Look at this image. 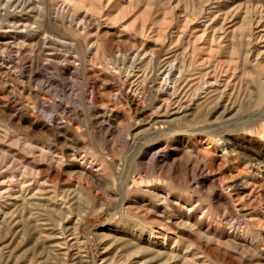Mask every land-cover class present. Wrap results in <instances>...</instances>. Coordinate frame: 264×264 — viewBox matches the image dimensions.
I'll return each mask as SVG.
<instances>
[{
    "label": "rangeland",
    "instance_id": "374dc122",
    "mask_svg": "<svg viewBox=\"0 0 264 264\" xmlns=\"http://www.w3.org/2000/svg\"><path fill=\"white\" fill-rule=\"evenodd\" d=\"M36 1L17 12L30 24L17 32L7 17L18 1L0 0V186L14 173L44 184V143L76 146L111 184L54 167L71 198L67 235L44 236L57 227L17 202L0 214V264H264V164L249 166L264 159V136L246 128L264 112V61L251 50L264 36L241 22L264 0H81L60 17L64 0ZM243 174L236 194L228 184ZM127 224L142 238L167 232L176 253L124 260L137 242Z\"/></svg>",
    "mask_w": 264,
    "mask_h": 264
},
{
    "label": "bare ground",
    "instance_id": "6f19581e",
    "mask_svg": "<svg viewBox=\"0 0 264 264\" xmlns=\"http://www.w3.org/2000/svg\"><path fill=\"white\" fill-rule=\"evenodd\" d=\"M18 1L17 4L13 8L14 13L13 14H9L8 15V19H9V23H12L14 31L19 32L20 30H22L21 28H19L20 26L23 27H27L28 25H30L28 22H24L20 20L21 17H19V11H22L23 9H27V5H29L30 0H15ZM38 1V0H37ZM36 1V2H37ZM47 1V0H46ZM53 2L55 0H52ZM51 1V3H52ZM81 0H64L63 6H54L53 5L51 7L55 8L54 12L59 16V13H64V11H67V9L69 8L70 4H76L78 2H80ZM5 2V1H4ZM49 2V1H48ZM83 2V1H81ZM90 2V1H89ZM88 2V3H89ZM41 3V1H40ZM92 3V2H91ZM79 4V3H78ZM84 4V3H83ZM90 4V3H89ZM122 4V3H121ZM3 5V4H2ZM5 5V4H4ZM10 5V4H9ZM31 5V4H30ZM37 5H39L37 3ZM48 4H40L38 7L41 9L44 7H47ZM56 5V4H55ZM86 5V4H85ZM91 5V4H90ZM94 5V4H93ZM74 6H78V5H74ZM102 7V6H101ZM119 7V6H118ZM6 6H2V9H0V14H4L3 16H5V14L7 15L8 9H6ZM39 8L37 10H39ZM91 8V7H90ZM99 8V7H98ZM10 9V8H9ZM33 9V8H32ZM108 9V8H107ZM120 9V8H119ZM261 10H258L257 8L251 9L250 8V12L247 14H244L241 17V22L242 25H244L245 27H247L248 30H250L251 34H256V39H257V33L258 36H264V28L263 29H259V30H255L258 27L264 26V10L262 8H259ZM36 10V11H37ZM43 11V9H41ZM47 10V9H46ZM72 10V9H71ZM200 10V9H199ZM24 11V10H23ZM49 11V10H48ZM47 11V12H48ZM107 11V10H106ZM115 11V10H114ZM26 12V11H25ZM30 12V11H29ZM44 12V11H43ZM36 13V12H35ZM49 13V12H48ZM215 13V12H214ZM41 14V13H40ZM65 14V13H64ZM108 14V12H107ZM25 15V14H24ZM32 15V14H31ZM29 13V16H31ZM37 15V13L35 14ZM46 15V14H45ZM66 15V14H65ZM197 15V14H196ZM26 16V15H25ZM43 16V15H41ZM28 17V16H27ZM46 17V16H44ZM60 17V16H59ZM62 17V16H61ZM94 17V16H93ZM96 17V16H95ZM29 18V17H28ZM31 18V17H30ZM64 18V17H63ZM6 19V21L8 20ZM27 19V18H25ZM32 19V18H31ZM36 21V19L34 20ZM30 22H32V20H30ZM43 22V21H42ZM82 22V21H81ZM186 22V21H185ZM8 23V22H7ZM55 23V22H54ZM43 24V23H42ZM7 25V24H6ZM34 25V24H33ZM254 25V26H253ZM35 26V25H34ZM41 26V25H40ZM9 27V26H8ZM53 27V26H52ZM240 27V26H239ZM39 28V27H37ZM28 29V28H27ZM7 31L12 29H6ZM32 30V28L30 29ZM38 30V29H36ZM32 31H35L34 28ZM39 31V30H38ZM159 31V30H158ZM157 31V32H158ZM215 31V30H214ZM213 31V32H214ZM26 33V31H24ZM24 32H22L24 34ZM262 32V33H260ZM8 33V32H7ZM12 33V32H11ZM29 33V32H28ZM27 33V34H28ZM163 33V32H162ZM21 34V32H20ZM26 34V35H27ZM41 34V33H38ZM36 34V35H38ZM216 34V33H215ZM213 33L211 39L210 37L208 38V42L211 45L212 40L214 39V35ZM250 34V36H252ZM16 35V34H15ZM13 35V36H15ZM22 35V34H21ZM32 32H31V34ZM53 35V34H52ZM29 36V35H28ZM30 36V37H32ZM39 36V35H38ZM37 36V37H38ZM16 37V36H15ZM195 37V36H194ZM208 37V36H207ZM25 38V37H24ZM29 38V37H28ZM15 39V38H14ZM18 39V38H17ZM41 39L44 40V42L46 41V39H48V35L42 33L41 34ZM26 40V39H25ZM29 40V39H27ZM31 40V39H30ZM54 40V39H53ZM17 41V40H16ZM19 41V39H18ZM42 41V40H41ZM60 41V40H59ZM256 41V40H255ZM254 41V42H255ZM34 42V40H33ZM226 42V41H225ZM43 43V41H42ZM231 43L230 46H232L231 48L234 49V42L232 40L229 41V44ZM25 44V43H23ZM226 44V43H225ZM208 45V46H210ZM228 45V44H227ZM213 46V44H212ZM228 47V46H227ZM2 48V47H1ZM252 50V55L255 56L256 60L260 61H264V47H260L258 46V44H254L253 49ZM213 51V50H212ZM216 51V50H215ZM1 55V54H0ZM1 60V59H0ZM220 60V59H219ZM205 62V61H204ZM255 67V65H254ZM109 69V68H108ZM256 71V68H254ZM102 73V72H101ZM259 73V72H258ZM256 73V74H258ZM105 76V75H104ZM256 77V76H255ZM97 78V77H96ZM106 78V77H104ZM170 79V78H169ZM259 83H260V90H261V94L264 98V79L260 76V74L258 75ZM104 80V79H103ZM107 80V79H106ZM207 80V79H206ZM108 81V80H107ZM106 81V82H107ZM104 82V81H103ZM210 83V82H209ZM103 85V84H102ZM106 85V84H105ZM104 85V86H105ZM114 85V84H113ZM198 85V84H197ZM215 85V84H214ZM108 86V85H106ZM216 86V85H215ZM118 87V86H117ZM116 87V88H117ZM106 88V87H105ZM115 88V89H116ZM120 88V87H119ZM199 88V87H198ZM204 88V87H203ZM98 89V88H97ZM112 89V88H111ZM123 90V89H122ZM113 92V91H111ZM217 92V91H216ZM215 92V93H216ZM206 94V93H205ZM210 97V96H209ZM197 101V100H196ZM263 102V101H262ZM198 106V105H197ZM164 107L162 105H160V108ZM167 111V110H166ZM169 111V110H168ZM180 111V109H179ZM178 113V112H177ZM214 114V113H213ZM154 117V116H153ZM153 119V118H151ZM153 123H156V120L154 119ZM219 125V124H218ZM246 127V126H245ZM247 129H250L251 131H253L255 134H261L264 136V112H257L255 114V116L253 117V120L247 124ZM209 130V129H208ZM30 144V143H28ZM27 144V145H28ZM44 147L41 148L42 154L44 155V160L47 161V169L46 167L44 169H46V172L44 170V184L42 181H40V178L38 176H27L22 175V174H18V173H14L12 174V176L6 181V183L0 186V214L7 217V215L9 214L10 216L14 214V209L11 208V206L16 208V204L17 202L18 205L21 206V215L24 214V211L27 210L30 213V216H32V218H34V220H38L40 219V217L43 215L44 216V220H46L47 222H51L52 225H55L57 228H53L51 231H47V229H40V231H44V236L47 234L51 235V233L53 232L54 234H62L65 233V229L67 227V224L65 222V220L68 218L69 219V214L72 212V205L70 204V193H66V191L64 190V188H61V186L57 183L59 182V179L54 177V167H59V168H63L65 167L68 172L70 174H77L75 176L81 175L84 176L87 180H90L92 182L91 185H94L99 187L102 186L103 184H105L107 186V189L109 188L108 186L111 184V181L109 179V177L107 176V172L106 174L104 172L101 171L100 167H96L94 168L95 164H92V160H89V157H87L86 155H82L81 151H77V149L75 148L76 146H71L69 147V149L67 150V152L64 151H58V149L56 150L54 148V146L50 143H44V145H42ZM222 148L224 151L228 152V146L226 144H221ZM233 146V145H232ZM231 150L235 151V153L238 152V150H235V147L230 148ZM237 151V152H236ZM224 154V153H223ZM228 154V153H227ZM226 154V155H227ZM66 156H70L69 159H66ZM250 158L251 156L248 155ZM254 157V156H253ZM256 162L252 163L251 161L254 160L253 158L249 159L246 157H243L244 161H250L251 163L249 164V166L253 167L252 170H256V172H261L262 168L260 163L263 162L264 164V159H259L258 156L254 157ZM45 162V161H44ZM21 163V162H20ZM88 163H90V165H87ZM249 163V162H248ZM30 164V163H28ZM34 164V163H33ZM45 164V163H44ZM32 165V163H31ZM34 166V165H33ZM100 166V164H99ZM32 167V166H31ZM26 168V166L24 167ZM30 168V167H28ZM31 170V168H30ZM36 171V170H35ZM3 177V176H2ZM249 177L244 175L242 176V178L240 179H236L235 181H233L232 183H229L228 185H230L231 187L233 186V188L236 190V194L239 193V189L240 186H244L245 183L248 181ZM71 180V179H70ZM54 182V183H53ZM69 183V182H68ZM71 183V181H70ZM74 184V190L75 192L78 191L79 193V185L81 186V184H79V182H74L72 183ZM102 184V185H101ZM247 184V183H246ZM84 186V185H83ZM53 187V188H51ZM96 187V188H97ZM106 188V187H105ZM111 188V187H110ZM43 189H44V193H43ZM83 189V188H81ZM92 188H90L89 190H91ZM95 189V188H94ZM92 191V190H91ZM90 192V191H89ZM44 194V214L42 213V210H35L38 209V199L40 198V195ZM51 193V194H49ZM81 194V193H79ZM76 195V194H75ZM78 195V194H77ZM76 195V196H77ZM58 196H60V199H63L62 201L58 202ZM75 196V197H76ZM39 197V198H38ZM107 198V197H106ZM69 202V204H67ZM16 205V206H15ZM35 205H37L35 207ZM19 209V208H18ZM18 212V211H17ZM127 212V210L125 211ZM129 212V211H128ZM131 213V210H130ZM133 213V212H132ZM129 214V213H127ZM130 215V214H129ZM15 217V216H14ZM171 217V215L169 216ZM180 220L182 222H189V217L183 218L182 216H180ZM5 219V218H4ZM11 219V218H10ZM170 219V218H168ZM39 221V220H38ZM37 221V222H38ZM168 223V222H167ZM10 224V223H9ZM50 224V223H49ZM45 225V223H44ZM127 228V234L129 235V239H127L126 241L128 243H132L133 240L135 239L136 244L133 246L134 249L131 250V252H127L128 254L125 256V259H129L131 258L130 256L133 255V253H139L141 251L144 252H148L150 254L153 255H157L162 253V249H168L169 254L174 255L176 253V251L173 249V247H171V249L169 248V246L167 245V248L165 247L166 245V240L170 239L171 236L167 235V232L161 231V230H156L153 227H150L149 230H147V236L145 235V237L142 238V230H136L135 228H133L132 226H129ZM6 226V225H5ZM10 226V225H9ZM8 226V227H9ZM74 227V226H73ZM5 228V227H4ZM77 227H75L76 230ZM57 229V230H56ZM141 229V228H140ZM144 230V229H143ZM204 232V231H203ZM209 232V231H208ZM75 233V232H74ZM52 234V235H54ZM51 235V236H52ZM67 235V234H66ZM45 238V237H44ZM142 238V241H139ZM231 242V239H229ZM234 240V239H233ZM232 240V241H233ZM237 239H235L234 241H236ZM176 241V240H175ZM174 242V241H173ZM57 243V242H56ZM233 243V242H232ZM127 244V243H126ZM235 244V243H234ZM132 246H129L132 248ZM130 248V249H131ZM129 251V249H128ZM168 254V253H166ZM172 257V256H171ZM123 260V261H124ZM127 261V260H126ZM193 262V260H191ZM142 262V261H141Z\"/></svg>",
    "mask_w": 264,
    "mask_h": 264
}]
</instances>
